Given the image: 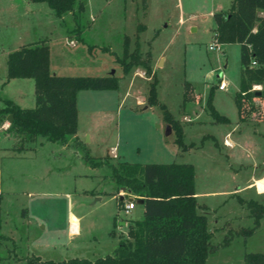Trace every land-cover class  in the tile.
<instances>
[{"label":"rangeland","instance_id":"1","mask_svg":"<svg viewBox=\"0 0 264 264\" xmlns=\"http://www.w3.org/2000/svg\"><path fill=\"white\" fill-rule=\"evenodd\" d=\"M82 1L80 11L56 15L45 1L0 0V106L3 98L35 104L32 78H6L7 53L22 43L45 40L56 74H114L118 80L113 89L77 91L78 144L69 137L61 144L39 136L16 151L0 126V264L109 255L127 224L140 217V205L126 214L117 206L121 194L118 188L113 195L110 167L91 168L84 150L110 164L190 163L195 199L206 206L197 212L205 215L210 244L217 246L204 264H242L245 252L264 253V214L255 225L245 204L252 199L264 205V98L243 100L239 119L233 99L239 45L217 41L219 49H208L215 41L211 14L231 0ZM136 34L141 57L156 77V98L181 126L182 145L158 104L143 108L149 80L143 68L122 73L115 59L124 35L131 50ZM218 80L226 82L223 89ZM210 87L212 106L227 120L209 113ZM69 221L76 223L74 234Z\"/></svg>","mask_w":264,"mask_h":264},{"label":"trees","instance_id":"2","mask_svg":"<svg viewBox=\"0 0 264 264\" xmlns=\"http://www.w3.org/2000/svg\"><path fill=\"white\" fill-rule=\"evenodd\" d=\"M45 1L54 14L80 11L82 0H33ZM214 38L221 43L237 42L239 45L238 89L233 95L239 119L242 115V101L257 96L264 98V0H231L225 10L212 12ZM143 25L139 26L141 28ZM81 40V27L74 29ZM122 73L139 65L149 77L145 102L158 104L168 129L175 133V142L182 145L181 126L163 103L156 98V77L150 70L147 59L141 57L137 34L133 49H128V37L124 35L121 56H115ZM6 78L30 77L34 80V101L32 107H23L9 98H3L0 106V124L9 114L12 120L5 131L16 140L12 149L23 150L27 142L37 137L46 141L65 143L76 132V93L81 89H113L117 87V76L106 75H63L49 71L48 44L37 40L20 44L9 51L6 57ZM259 84V89H251ZM256 91H259L256 93ZM212 87L206 96L209 113L214 120H227L211 104ZM186 98V95L183 97ZM251 108V107H250ZM247 112V111H246ZM191 146V145H189ZM187 146L182 147L185 149ZM83 159L91 168L107 164L110 177L122 193L142 207V216L127 224L126 235L118 240L109 255L94 259L69 258L67 260H40L29 257L26 264H204L209 252L217 246L210 244L211 232L206 218L197 209L194 192V170L190 163H130L115 164L92 158L84 150ZM2 193L0 192V204ZM123 199L117 198V206ZM257 225L264 214V205L254 200L245 202ZM1 227V206H0ZM248 233L251 229L246 230ZM112 233V231H111ZM242 264H264V253L245 252Z\"/></svg>","mask_w":264,"mask_h":264},{"label":"built area","instance_id":"3","mask_svg":"<svg viewBox=\"0 0 264 264\" xmlns=\"http://www.w3.org/2000/svg\"><path fill=\"white\" fill-rule=\"evenodd\" d=\"M219 44L217 43V41L215 40L214 42H212L211 44L208 45V49H219ZM226 85V82L222 81V80H218V83L216 84L217 88L218 89H223ZM258 84H253L251 86V89H256L255 86H257ZM121 196V199H123V196H125L124 194L120 193ZM134 201L128 197L126 199V201L122 204V210L123 212L126 214L127 212H129V210H131L133 207H134ZM75 224H73V221H69L68 222V231H69V234H74L76 233V229H77V226H75Z\"/></svg>","mask_w":264,"mask_h":264},{"label":"crops","instance_id":"4","mask_svg":"<svg viewBox=\"0 0 264 264\" xmlns=\"http://www.w3.org/2000/svg\"><path fill=\"white\" fill-rule=\"evenodd\" d=\"M49 71L50 72H52V73H55L54 71H52L51 70V68H49ZM22 78H29V77H22ZM137 102L139 103V102H141L140 100H138L137 99ZM23 107H25V106H23ZM77 107V106H76ZM145 107H147V104L146 105H144L143 106V108H145ZM77 117H78V109H77ZM0 126H2L3 127V130H4V132L6 133V131H5V129H6V127L8 126V124L6 123H1L0 124ZM6 134H8V133H6ZM8 135H10L12 138H13V140H14V142H15V140H16V138L12 135V134H8ZM69 139H71L72 141H74L73 143H80V141H79V138H78V126H77V123H76V132H75V134L74 135H72V136H70L69 137ZM12 148V147H11ZM120 190V193H122V188H119ZM261 191H258V189H257V193H260ZM262 192H264V188H263V190H262ZM2 193V192H1ZM122 194H124V193H122ZM114 195V194H113ZM252 200V199H251ZM2 201V200H1ZM255 201V200H254ZM197 202V201H196ZM136 205H140L139 203H135ZM134 204V205H135ZM0 206H1V204H0ZM141 206V205H140ZM202 206V208H205L206 206L204 205V204H202L201 205ZM135 208V206L132 208V209H134ZM2 210V209H1ZM141 216H142V207H141V214H140V217H137V218H135V219H133L132 221H134V220H138V219H140L141 218ZM1 224H2V219H1ZM119 225H123L121 222H119Z\"/></svg>","mask_w":264,"mask_h":264},{"label":"water","instance_id":"5","mask_svg":"<svg viewBox=\"0 0 264 264\" xmlns=\"http://www.w3.org/2000/svg\"><path fill=\"white\" fill-rule=\"evenodd\" d=\"M259 91H256V93H258ZM7 119H8V121L10 122L11 120H12V115L11 114H9L8 116H7ZM120 199H121V197H120ZM122 224H123V222H121Z\"/></svg>","mask_w":264,"mask_h":264}]
</instances>
